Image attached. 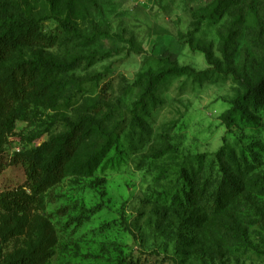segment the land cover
I'll use <instances>...</instances> for the list:
<instances>
[{"label":"rangeland","instance_id":"374dc122","mask_svg":"<svg viewBox=\"0 0 264 264\" xmlns=\"http://www.w3.org/2000/svg\"><path fill=\"white\" fill-rule=\"evenodd\" d=\"M22 13L55 43L0 65V257L41 242L40 264H264V95L225 123L264 70V0H0V26ZM38 59L56 67L30 78ZM81 122L65 175L7 208L32 194L15 154ZM221 151L242 198H217Z\"/></svg>","mask_w":264,"mask_h":264},{"label":"trees","instance_id":"16d2710c","mask_svg":"<svg viewBox=\"0 0 264 264\" xmlns=\"http://www.w3.org/2000/svg\"><path fill=\"white\" fill-rule=\"evenodd\" d=\"M37 24L38 22L33 17L22 13L19 18H15L14 20L9 19L7 24L4 22L0 26V65L11 53L23 45L28 47L33 45L51 46L55 43V40L51 36L41 35L37 31ZM55 67L56 64L52 62L38 59L31 62L28 66V75H31L30 78H34L37 76V73L49 71V69ZM175 68L176 65L174 64ZM23 72L26 73L25 68ZM161 77L162 74H159L155 79H160ZM1 87L2 84L0 83V89ZM22 91L23 89H20V92ZM10 95L15 99L21 96L14 92L10 93ZM261 95H264V70L258 75L255 82L245 84L244 92L233 99L232 106L226 113V125L229 126L231 124V118L234 113L240 111L243 106L254 104L261 98ZM4 107L5 99L0 90V142L4 134L8 131L9 123V116L4 114ZM83 123L81 122L78 126L68 130L62 136L61 142L57 146L49 148L48 145L43 144L23 153L15 154V157L19 159L18 161L25 169L32 194L29 195L23 190H20L5 195L6 202L3 203L7 208L19 212L28 211L34 203L35 193L44 191L50 184L57 182L65 175L67 165L72 156L78 150L82 141L87 137L86 135L90 128L89 123ZM95 129L98 130L99 125H96ZM115 142L116 136H113V134L106 136L104 144L92 157V164L99 165ZM217 155L219 169L222 173L221 183L217 189V198L223 201L229 200L231 197L242 198V194L250 186L249 183L234 175V170L226 163L225 153L223 151L218 152ZM188 198L192 197L187 195L188 203L192 204L193 201L188 200ZM46 254L47 252L43 250L42 243L39 242L26 251L0 257V264H40Z\"/></svg>","mask_w":264,"mask_h":264},{"label":"built area","instance_id":"2783aa9c","mask_svg":"<svg viewBox=\"0 0 264 264\" xmlns=\"http://www.w3.org/2000/svg\"><path fill=\"white\" fill-rule=\"evenodd\" d=\"M138 1V0H137Z\"/></svg>","mask_w":264,"mask_h":264}]
</instances>
